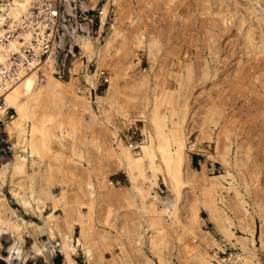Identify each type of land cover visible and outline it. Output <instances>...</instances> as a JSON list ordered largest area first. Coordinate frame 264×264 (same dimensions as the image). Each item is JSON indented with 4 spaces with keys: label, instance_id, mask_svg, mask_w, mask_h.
I'll return each instance as SVG.
<instances>
[{
    "label": "bare ground",
    "instance_id": "obj_1",
    "mask_svg": "<svg viewBox=\"0 0 264 264\" xmlns=\"http://www.w3.org/2000/svg\"><path fill=\"white\" fill-rule=\"evenodd\" d=\"M109 1L103 3L99 15L98 36L95 39L85 33L74 36L79 55L73 61L69 77L59 79L53 74L56 8L50 6V0H0V117L8 107L13 108L5 129L13 139L14 153L0 167V230L8 229L12 237L8 259L17 255L26 261L41 254L44 244L37 235L44 227L58 240L63 264H76L73 253L77 245L72 242V236L77 226L76 243L81 245L87 264H134L124 242L137 252L142 264H153L155 259L160 264H170L171 256L167 253L171 254L172 247L179 249L180 264H226L216 257V250L209 251L222 247L220 240L203 228L208 220L221 237L240 247L241 251L231 257L233 264H261L255 257L253 233L258 217L257 237L264 243V202H257L252 208L246 198L251 187H257L259 174L249 167L250 149H241L234 123L223 121V112L211 103L205 105L203 112L198 109L202 113L196 141L213 143L214 149L206 155L212 163L218 161L222 169L209 175L205 164L200 171L190 164V150L196 146V141L188 140L186 129L190 96L198 82L211 80L216 84V63L222 55L214 37L206 41L209 56L197 63L199 73L189 56L177 62L168 61L166 72L157 73L155 66L161 46L157 36L146 35L141 13L132 12L127 24L120 13H115L103 32ZM137 1L140 10L144 9V3L146 7L152 3ZM258 2L197 0L196 4L202 7L201 14L209 16L207 21L219 22L224 31L235 25L241 51L248 55L245 58L258 59L264 54V11L261 7L262 15L256 7ZM131 25L133 30H129ZM46 47L48 53L41 59ZM139 49L146 51L149 67L134 75L135 81L129 84L128 77L139 61ZM13 53L17 59L12 57ZM91 62L95 65L94 72L87 70ZM212 62L216 63L212 66ZM246 63L249 67L252 62ZM104 66L108 70V83L102 93H95L97 114L92 105L91 87ZM259 76L252 77L260 80ZM114 116L120 128L140 121V139L124 143ZM117 169L127 173L130 184L120 191L126 207L135 213L133 219L121 223L116 222L118 213L114 207L109 211L111 219L105 214L104 220L102 215L97 216L101 188L114 190L108 175ZM159 178L170 195L158 207L157 193L151 194V189ZM5 181L25 210L41 215L44 207L50 205L52 212L43 217V227L42 223L17 218L2 191ZM53 185L58 186L57 192H53ZM186 185L190 187V195L186 194L184 200L182 193ZM57 208L61 210L60 216L54 215ZM203 209L206 218L201 216ZM105 224L115 228V232L105 228ZM235 229L241 233L236 234ZM24 234L33 236L27 249L22 248ZM116 247L119 250L116 255L104 256L105 251L112 252Z\"/></svg>",
    "mask_w": 264,
    "mask_h": 264
},
{
    "label": "rangeland",
    "instance_id": "obj_2",
    "mask_svg": "<svg viewBox=\"0 0 264 264\" xmlns=\"http://www.w3.org/2000/svg\"><path fill=\"white\" fill-rule=\"evenodd\" d=\"M105 1L108 0H50V6L56 8L57 10V14L54 15L57 22V24L56 23L55 24L57 26L55 25V30L53 35V38L55 40L54 56L56 61L53 74L57 78L66 79L69 77L71 72V67L73 66V61L77 59L79 55V46L76 44L74 40V36L79 33L80 34L85 33L88 36H90L92 39H95L98 36L99 34L98 29L100 25L99 15L102 10L103 3ZM151 1H152L151 6L146 7L144 3V9L140 10L139 9L140 3L137 0H110L109 11L107 16L108 18L105 24L106 29H104L103 32L107 30L108 24L112 20L115 13H120L119 16L121 17V19L123 18V22L126 24L128 23L129 15L132 12L138 11L139 13H141L142 14L141 25L143 26L146 35L148 36L154 35L157 36V38L159 39L161 48L158 56L159 61L157 60L155 69H157V73H161V74H164V72H166L169 62L171 61L177 62L178 60H181L183 58L186 59V57L188 56L193 61L195 71L197 69L196 72L199 73L200 64L197 63H200L201 60L209 56L207 49L208 42L206 41H208L210 36L214 37L215 46L217 47V50L219 49L218 51L222 55L219 62L217 63L212 62V66L215 63L218 66L216 76L214 78V82L216 84L213 85L211 83L212 82L211 80H206L204 82H198L193 87V92L192 95L190 96V103H189L190 111L186 120V129L188 128L187 129L188 140L196 141V134L198 130L199 120L201 118V113L203 112V109L207 104L211 103L210 105L213 104L214 106L218 107L221 110V112H223L221 117L222 120L224 119L225 121L227 120L234 123V125L236 126V130L238 132L237 142L239 145L241 144L243 146L242 147L240 145L241 149L243 150L247 148L250 149V156H249L250 158L248 160L250 161L251 159V161L249 162L250 163L249 167L253 168L252 170L256 171V173L259 174L257 187L256 186H255L256 188L251 187L250 193L248 195L246 194V198L248 199L251 207L253 208L254 204H256L257 202L260 201L264 202V178H263L264 177V97H263L264 96V66H263L264 64H262V62H264V60H262V58H264V54H262L261 58L259 57L258 59H255L252 56H250L249 57L250 61H248L249 58H245L248 57V55L243 54L241 51V45L239 44L241 39L239 35H237V32L235 31L236 30L235 25L231 26L230 27L231 29H229L228 32V31H224L221 28V24L219 22H215L214 24L210 23L209 20L207 21V18L209 16H205V14L203 13L201 14L202 7L196 4L197 0L196 1L189 0L190 2L188 0H174V1L172 0L173 2L167 0H165L166 2H164V0H154V3L153 0ZM256 3L257 2H255V4ZM258 4L259 5H256V7L259 9L260 13H262V11H264L263 9L264 0H259ZM195 7L197 8L195 9ZM260 8L262 9V11ZM204 19L206 21H204ZM133 29H134V25L129 26V30H133ZM205 29L207 30V32ZM233 40L234 42L232 46L231 41ZM29 50L30 49L27 50L28 53L30 52ZM222 50L223 52L221 53ZM47 53H48V47H46L45 50L42 51L41 59L45 58ZM137 53L139 55L140 62L138 61V63L135 64V66L138 64L139 65L136 67L134 66V70L132 71L131 76L128 77L129 84L133 80L135 81V76L139 75V73L141 72H144V70H147L149 67V60L147 58L146 51L144 49H139ZM12 57H15L16 59L18 58L16 53H13ZM239 58L241 59L240 62H238ZM245 60L248 63H246ZM254 60L258 62H256L255 64ZM253 62L254 65L252 66ZM239 63L241 65H239ZM245 63L246 65L247 64L249 65L251 63L249 65L251 70L248 66H245ZM259 64H261L263 68H261V65ZM104 67H101L99 71L97 80L95 82L96 84L94 85V87H91V100L93 101L92 105L94 111L97 114H99V111H98V106L95 103V93L96 92L102 93L108 83L107 80L108 70L106 69V67L105 68ZM256 67H257L256 69L257 71H255ZM235 69L237 72L235 71ZM87 70L89 72H94L95 65L93 62L88 64ZM238 72L241 73L242 76L238 74ZM38 74L41 75L40 70ZM161 74L159 78L161 77ZM257 74L260 75L259 76L260 80H256L254 77H252V76H256ZM78 75L80 78V82L83 84L84 81L82 78V72H80ZM42 79L43 78H41V80ZM211 88L212 90H210ZM208 95L210 96L212 95L213 97L210 98V96ZM206 97L209 99H207ZM198 109H200L202 112L199 111ZM135 114L136 112H133V115ZM12 115H13V108L8 107L5 110V113L2 115L3 117L2 116L0 117V167L2 163L8 162L7 160L11 159L14 153L13 151L14 147L12 145L13 139L8 135L5 129V123L7 122V120L11 118ZM226 115L227 117L230 118H227ZM114 123H116L119 133H121L120 136L122 137L124 143L127 144L128 142H134L140 139L141 137L140 121L131 123L126 128H120L119 120L117 117L114 116ZM216 128H217L216 130H218V126H216ZM213 149H214L213 143L211 142H207L204 140L202 142L196 141V146H194L193 149L190 150V164L192 165V167H194L197 171H200L202 165L205 164L207 168V173L209 175H213L215 173L218 174L222 169L221 164L216 160L212 163L206 155L207 154L206 152L208 150L212 151ZM108 179L114 185L113 188L114 190L107 191L106 188H101L100 192H102L101 195L102 197L99 199L100 203L97 210V216L100 217L102 215L101 217H103V219L101 220H104L106 218L105 215L108 216V219H111V215H109V211L114 207L116 212L118 213V218L116 221L117 223H121L124 220L133 219L135 213L126 207L124 201H122L123 197L120 191V188L127 187L130 184L127 173L123 169L113 170L109 173ZM145 184L147 183L145 182ZM8 188H9V183L5 181L2 186V191L5 194L8 203L14 208L17 218L22 217L31 222H36L39 224L42 223L41 225L43 227V217H46L47 214L52 212V208L50 207V205L44 207L41 215H37L35 213L27 211L16 201V199L11 194ZM52 189L53 192H57L58 186L53 185ZM189 190L190 187L186 185V187H184L183 189L184 194L182 193V199L185 200V197L190 195ZM76 192L79 193L78 191H74L73 193L77 194ZM155 192L157 193L158 196V202H157L158 207L162 206V201L168 198L170 192L161 178L158 179V183L155 184L154 187L151 189V194ZM111 195H113L114 197ZM105 203H107L108 205ZM104 205H106L107 207ZM116 205L118 207L120 206V208H118ZM60 213L61 210L59 208H57L54 211V215L60 216ZM125 213H126L125 216L126 217L128 216L127 217L128 219L126 217L124 218ZM181 213L184 216V213L182 211ZM200 213L201 216L206 218L207 213L204 209L200 211ZM258 224H259L258 217H256L254 224V233H253V238H254L253 248L255 252V257L259 259L261 264H264V243H261L259 238L257 237L259 235ZM43 228L37 235V237L39 236L38 237L39 239L38 238L37 239L41 240L44 244L43 252L39 254L37 257L27 258L26 261H22L21 258L17 257V255H13L11 259H8L7 257L8 245H10L12 241V237L8 229L4 228L0 230V234L2 233L0 235V264H63L64 263L63 254L59 249L60 247L58 240L56 239L55 236H51L47 229L45 228L43 229ZM105 228H110L111 231L115 232V228L113 229V227H109L108 224H105ZM203 228L205 230L211 231L213 236L218 238L221 243L222 250L221 248H215V249L210 248L209 251L212 252V250H216L217 252L215 254H217L216 255L217 258H219L221 261L225 262L226 264H233L231 257H233L236 252L241 251L240 247L238 245H234L235 246L234 247L230 241L225 239L223 236L221 237V234H219V232H216L215 229H213L212 223L210 221L207 220V223L203 225ZM4 231L6 232L4 233ZM235 231L236 234L241 233L237 229H235ZM78 235H79L78 228L77 226H75L74 233L72 236V242L75 244V246L76 245L77 246L75 250L76 252L73 253V258L76 264H87L85 255L81 249V245L79 243H76L77 242L76 239ZM23 238L24 240H23L22 248L27 249L28 247H30V245L33 242L32 240L33 236L31 234L28 235L24 234ZM170 238L172 239L173 237ZM124 243H125L124 244L125 249L127 253H129L133 263L142 264L140 263L141 258L137 254V252L131 251L130 246L126 242ZM49 247L52 250H50ZM143 248L146 250L145 245H143ZM168 249L169 248L167 247V250ZM170 251L171 254L167 253V256H169V258L171 256L170 264H180V259L178 257L179 254L178 247H174V248L172 247ZM116 252L117 253L119 252L117 247L114 248L112 252L105 251L104 256L106 258H110L111 254L114 253V255H116L117 254ZM153 264H160V262L157 259H155ZM237 264H241V263L237 262Z\"/></svg>",
    "mask_w": 264,
    "mask_h": 264
}]
</instances>
